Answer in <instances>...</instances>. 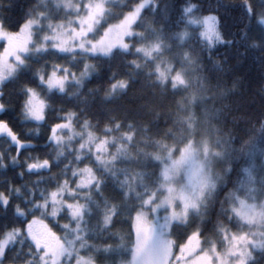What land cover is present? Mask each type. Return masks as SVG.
Instances as JSON below:
<instances>
[{
    "label": "snow or ice",
    "instance_id": "1",
    "mask_svg": "<svg viewBox=\"0 0 264 264\" xmlns=\"http://www.w3.org/2000/svg\"><path fill=\"white\" fill-rule=\"evenodd\" d=\"M260 5L261 9L257 11L252 7V0H242L240 19L247 22L245 28L241 29L244 36H247L246 29L253 20L264 26V0H260ZM159 7V0H132L126 5L123 18L107 27L101 24L107 13L105 0H53L52 4L39 0L38 4L25 12L22 23L17 25L18 31H10L4 18L0 17V40L6 41V46L0 52V136L16 153L9 155L0 152V169L7 167L8 160L13 166L21 165L23 170L18 173L21 176L25 171L41 174L56 166L51 159L39 157L25 159L22 163V150L34 146L14 132L10 123L3 118L10 107L5 93L6 81L19 72L31 70L29 61L33 55L42 58L45 53L53 56L63 54L65 57L71 56L72 61H77V57L80 61L92 58L111 60L132 52L134 48L144 64L138 59L131 60V72L136 73L143 66L154 65L160 79L165 78L167 70L173 69L175 62L197 55L203 65H210L213 69L217 67L218 62L212 56L215 47L233 44L221 33L219 16L198 15L202 5L192 0H187L180 7L172 0L167 14L162 21H157L156 10ZM221 7L227 6L217 3L210 5L208 10L219 11ZM46 10H63L69 17L67 23H52V17L46 14ZM45 21H48L46 28L43 26ZM134 25L141 30L136 31ZM34 33L37 34L35 41ZM39 33H44L42 39ZM113 34L114 39L111 38ZM251 47L264 48V44L253 41ZM204 53H207L206 57ZM161 64H166L165 70L161 69ZM71 67H75V63ZM93 71L94 65L84 62L83 70L76 75L69 66L57 60L50 67H41L32 73L31 83L34 86L23 85L20 88L23 119L34 122L35 131L47 126L49 144L44 147L55 146V159L65 156L66 151L73 159L65 164L63 181L58 179L54 190L41 189L39 197L35 195V190H29L26 209L12 203L14 196L24 195L21 187L9 185L0 191V212L6 216L8 210L14 207L13 223L0 228V264H8L10 256L12 264H65L66 261L71 264L73 259L75 264H95L91 255H81L82 249L108 253L113 247L105 244L101 249L89 243V229L82 225L85 217L91 219L93 214L97 216V230L101 232L109 231L114 218L124 216L128 235L133 241L130 264H193L200 256L207 258L210 264H257L255 253L264 256V233L226 232L228 246L223 253L215 247L204 248L200 230L186 233L179 243L170 238L180 216L158 202L150 192L143 190L146 186L133 183L132 174L123 166L121 147L114 135L124 127L125 122L117 119L109 105L116 103L129 88L130 76L117 78L116 73H112L110 80L115 82L110 84V89L102 97H98V90L89 89L83 98L78 97L79 111H66L56 122L48 123V100L51 97H45L42 93L66 94V88L73 87L79 92L84 87L85 78ZM173 82L174 86L183 83L179 71L175 72ZM77 92L72 95L76 96ZM104 116L108 117L107 123L102 135L97 136L91 130L93 125L89 117L99 120ZM75 124L80 125V132L75 131ZM75 137H79V140L73 144ZM109 187L113 193L110 197L105 191ZM26 211L33 217L30 221L26 218ZM37 211L40 212L39 217L36 216ZM62 211L75 221V228L64 224V236H57L44 223V219L49 215L56 218ZM101 216L102 219L99 218ZM16 217L23 219L17 221ZM37 224L42 226V231L36 230L34 226ZM138 226H142L139 231ZM193 238L199 247L188 254L185 249Z\"/></svg>",
    "mask_w": 264,
    "mask_h": 264
},
{
    "label": "trees",
    "instance_id": "2",
    "mask_svg": "<svg viewBox=\"0 0 264 264\" xmlns=\"http://www.w3.org/2000/svg\"><path fill=\"white\" fill-rule=\"evenodd\" d=\"M131 2L132 0H122L120 3L109 5L108 10L112 9V15L105 21L104 26L121 19L127 11L126 5ZM192 2L202 5L198 15L219 16L220 31L226 39H231L233 44L215 47L212 52L213 58L218 62L215 69L210 65H203L198 55L187 59L191 66L192 79L186 87H176L169 81H161L154 65L143 66L136 73H132L129 67L131 60L138 59V62L144 64L143 58L138 57L134 49L111 60L92 58L80 61L77 57V61H72L71 56H53L45 53L42 58L35 57L29 61L31 70L19 72L6 81L5 93L10 107L3 118L10 123L14 132L25 137L34 146L22 150L21 162L39 157L49 158L56 165L41 174L25 171L21 176L18 174L23 170L21 165L13 166L10 160L6 161L7 167L0 169V191L11 185L21 187L24 193L12 198L13 205L19 204L21 208L26 209L25 201L29 198L27 194L30 189L35 190L37 197L41 189L54 190L57 180L63 181L65 164L73 159L68 151L59 160L55 159V146L44 147L49 144L47 126H41L39 131H35V123L23 119L21 86H34L31 83L32 73L38 68L50 67L53 61L58 60L76 73L81 71L84 62H89L94 65L95 71L84 81V87L80 88L79 92L73 87L67 88L66 94L56 92L53 95L46 91L42 93L45 97H51L48 100V123L56 122L66 111H79L78 97L83 98L89 89L98 90V97H102L110 89V84L115 82L110 80L112 73H116L117 78L126 79L130 76L135 83L130 82L123 96L109 107L114 110L117 119L125 122L124 127L114 132V135L116 143L121 147L123 166L132 174L133 183L146 186L143 190L150 192L157 199L162 194L161 160L165 155L173 157L180 153L185 143L190 140L193 126L197 130L194 135L206 142L209 156L211 155L210 158L214 162V173L218 178L215 191L207 195L199 214L191 213L184 222L177 223L171 238L179 243L186 233L200 230L207 241L216 239L222 230L230 231L239 225V219L231 211L232 203L238 198L247 200L259 188L264 189V48L251 47L253 41L264 44V26L253 20L246 29L247 36L242 34L241 29H244L247 23L240 19L242 0ZM38 3L39 0H0V17L4 18L10 31H18L17 25L22 23L25 12ZM174 3L180 7L187 3V0H174ZM217 3L227 7L210 12L209 6ZM159 5L156 19L162 21L172 5V0H159ZM252 7L259 11L260 0H252ZM3 47V43H0V52ZM204 55L206 57L207 53ZM72 63H75V67H71ZM74 92H77L76 96L72 95ZM203 112H206L204 122ZM89 119L93 125L91 130L101 136L108 117ZM74 129L81 131L79 124H75ZM77 140L79 137H75L72 143L75 144ZM0 152L16 154L4 143L2 136ZM68 176H71L70 172ZM105 191L109 197L113 194L111 187ZM13 216L14 207L8 210L6 216L0 212V228L6 224L11 225ZM36 216H40L39 211ZM68 216L63 211L55 222L48 216L44 221L46 220L54 231H58L59 226L63 228L69 220ZM26 218H32L27 211ZM99 218L102 219V216ZM20 219L23 218L16 217L17 221ZM82 226L89 229L90 244H95L101 249L105 244H111L113 247L108 253L95 251L96 264H116L118 260L124 261L131 254L133 241L128 235L124 216L114 218L113 223L109 225V231L97 230L95 214L91 221L85 217ZM141 227L138 226V231ZM119 251L122 253L118 254ZM255 257L257 264H264V256L256 253ZM8 264H12L11 256Z\"/></svg>",
    "mask_w": 264,
    "mask_h": 264
},
{
    "label": "rangeland",
    "instance_id": "3",
    "mask_svg": "<svg viewBox=\"0 0 264 264\" xmlns=\"http://www.w3.org/2000/svg\"><path fill=\"white\" fill-rule=\"evenodd\" d=\"M47 2L49 4H52L53 0H47ZM76 2H80V0H76ZM84 2H87V0H84ZM120 2H122V0H105L107 13L105 17L101 20V24L104 25L105 21L112 15V9L108 10L109 5ZM46 14L52 17V23H67V20L69 18L65 15L63 10H46ZM117 22L118 21L111 24H115ZM47 23L48 21L44 22L43 26L45 28ZM107 26L108 24L104 27ZM133 27L136 30L135 25ZM100 31L102 34L103 28H101ZM43 34L44 33H39L41 39ZM111 38H115L114 34ZM36 39L37 34L34 33L33 40L35 41ZM0 43H3L4 47L6 46V41L0 40ZM132 43L135 44V41H132ZM135 46L139 45L135 44ZM35 57L37 56L33 55L32 58ZM161 69L165 70L166 64H161ZM70 70L75 72L71 68ZM82 70L83 66L81 71ZM176 71L180 72L183 79V83H177L175 84V86L181 88L188 86L192 79V72L191 66L187 60L175 62L173 69L166 71L165 78L159 79L164 82L169 81L174 86L173 76L175 75ZM80 72L75 73L76 75H79ZM90 76L86 77L85 80L88 79ZM205 115L206 112H203V122L205 119ZM196 131V128H194L193 126L191 130L192 135L190 137V140L185 143V146L181 149L180 153L173 157L170 155H165V158L161 160L160 191L162 194L158 196L159 198L157 197V201L161 202L164 206L175 211L180 216V220L178 222H184L191 213L199 214L201 211V207L205 202V199L208 197L207 195L214 192L218 184V178L214 173V162L210 158L211 155L209 156L210 153L208 151L206 142L196 138V136L194 135ZM163 210L164 209L162 207V214ZM231 211L234 216L239 219V225L234 227L230 231H243L249 234L264 233V189L259 188L254 194H251L249 199L247 198V200L238 198L232 203ZM48 217L51 216L49 215ZM32 218H30L28 221H30ZM56 218H52L53 222H55ZM68 218L69 220L65 223L69 224L70 228H75V221H73L70 216H68ZM89 221H91V219H89ZM44 223L47 224L48 227L57 234V236H64L66 230L63 229L61 226H59L58 231H54L53 228L49 226V223L46 220L44 221ZM90 225H92V222L90 223ZM34 227L38 231L43 230L40 224H37ZM226 232H229V230H222L216 239H208L207 241H205V239L203 238V247L206 249H211L212 247H215L217 251L223 253L228 246L227 241L225 240ZM198 247V242L195 238H193L191 241L188 242L185 251L186 253L191 254ZM121 253V251L118 252V254ZM81 255H91L93 259H95L94 255L96 254L94 249L91 251L88 249H82ZM131 260L132 256L130 254L126 260H118L116 264H130ZM65 264H68V262L66 261ZM71 264H75V259L71 261ZM193 264H210V261L207 258L200 256L197 257Z\"/></svg>",
    "mask_w": 264,
    "mask_h": 264
},
{
    "label": "clouds",
    "instance_id": "4",
    "mask_svg": "<svg viewBox=\"0 0 264 264\" xmlns=\"http://www.w3.org/2000/svg\"><path fill=\"white\" fill-rule=\"evenodd\" d=\"M130 82H132V83H135V81H134V80H131ZM109 99H111V97H109Z\"/></svg>",
    "mask_w": 264,
    "mask_h": 264
}]
</instances>
